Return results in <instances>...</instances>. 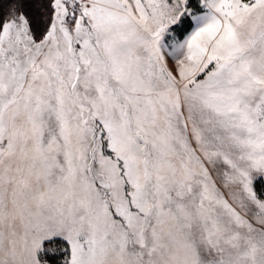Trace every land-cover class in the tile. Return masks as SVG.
I'll use <instances>...</instances> for the list:
<instances>
[{"label":"snow or ice","instance_id":"6c2138e0","mask_svg":"<svg viewBox=\"0 0 264 264\" xmlns=\"http://www.w3.org/2000/svg\"><path fill=\"white\" fill-rule=\"evenodd\" d=\"M0 10V264H264V0Z\"/></svg>","mask_w":264,"mask_h":264},{"label":"trees","instance_id":"16d2710c","mask_svg":"<svg viewBox=\"0 0 264 264\" xmlns=\"http://www.w3.org/2000/svg\"><path fill=\"white\" fill-rule=\"evenodd\" d=\"M36 7H33L30 9V14L35 18L39 19V14H38V5L40 0H31ZM10 7V0H0V10L6 11Z\"/></svg>","mask_w":264,"mask_h":264}]
</instances>
